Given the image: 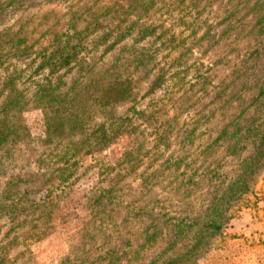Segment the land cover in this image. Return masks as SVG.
I'll use <instances>...</instances> for the list:
<instances>
[{"label": "rangeland", "instance_id": "rangeland-1", "mask_svg": "<svg viewBox=\"0 0 264 264\" xmlns=\"http://www.w3.org/2000/svg\"><path fill=\"white\" fill-rule=\"evenodd\" d=\"M141 1L0 0V82L16 71L14 85L28 99L8 124L19 118L30 135H42L50 111L35 106L33 92L46 82L54 88L47 105L74 79L93 85L103 69L128 74L135 86L130 103L115 110L128 115L133 135L83 155L50 216L34 210L18 228L0 218V264H159L179 256L253 154L252 132L264 126V0H153L148 8ZM148 23L156 29L145 37L139 29ZM69 24L76 52L62 66ZM142 48L155 50L149 73L130 62ZM83 71L87 79L78 77ZM61 135L34 140L19 157L14 150L0 188L12 177L41 188L55 154L79 137ZM133 138L143 156L129 164L120 153ZM250 185L189 264H264V158ZM102 188L111 200L97 197Z\"/></svg>", "mask_w": 264, "mask_h": 264}, {"label": "trees", "instance_id": "trees-1", "mask_svg": "<svg viewBox=\"0 0 264 264\" xmlns=\"http://www.w3.org/2000/svg\"><path fill=\"white\" fill-rule=\"evenodd\" d=\"M152 1L142 0L141 2L143 6L148 8ZM69 26L72 25H67L66 29L62 31V39L60 40L62 58L59 64L62 66L68 65L76 52L72 45V39L78 32L74 28L71 29L74 31H71ZM155 29L154 24L148 23L142 26L139 31L141 30L140 32H143V35L147 37L151 36ZM117 39L118 37L114 42ZM154 57L155 50L142 48L141 52L133 55L130 62L135 63L134 67L145 65L147 67L145 73H149L152 71L150 67L155 65ZM119 58L116 56L115 61L118 60L121 63ZM86 72L83 71L78 77L87 79ZM97 74L98 78L93 82V85L86 83L81 85V81L77 83V80L74 79L63 89L62 93H52L51 96L55 98L51 99L53 102L48 103V105L45 101L48 100L46 97L54 88H49L47 82L39 85L33 92L35 96V100L32 99L34 100L33 103L35 106H42V108L50 111V113L44 112V129L39 137L30 135L24 129L19 118L13 124L7 123L9 122L8 117H14L28 104V99H25V92L17 89L14 85L16 71L15 74L7 73L2 76L0 82V177L3 176L2 174L7 168L5 160L14 150L19 157L26 153L34 140L40 139L45 144L48 140H52L53 136L57 137L61 133L62 138L75 134H78L79 137L75 141H69L63 149L55 154V165L43 181L41 188L32 190L29 187V181L21 177H12L4 182L0 188V218L7 219L18 228L22 223L33 220L29 216L34 210H39L40 216H50V211L55 206V200L72 183L71 177L83 155L100 152L122 136L133 135L132 130L135 127L128 122V115H117L115 110L122 104L130 103L135 88L134 82L128 74L124 75L121 71L114 72L103 69ZM161 78L159 75L155 76L149 90L156 88L160 84ZM130 107L131 110L133 109L132 111L142 115L143 110L136 111L132 106ZM92 113L94 114L93 119L100 121H93L92 123L90 119ZM245 129L250 132L253 130L251 126H246ZM257 132H252L257 138L253 154L242 161L239 173L227 185L226 190L210 202L203 216V221L197 228L195 243L179 256L168 257L159 264L192 263V259L204 248L199 246V240L220 232L225 226L230 219V214L226 213L230 202L251 189L250 181L262 164V158H264V126ZM128 143H130L129 146L124 147L120 153L121 160L130 162L129 164L139 162L143 156L141 154L142 140L136 141L133 138ZM28 156L30 157L29 152L27 158ZM129 166L131 169L134 167V165ZM97 193V197H105L107 200L113 198L110 188L99 189ZM36 222L37 220L33 223L34 226Z\"/></svg>", "mask_w": 264, "mask_h": 264}]
</instances>
